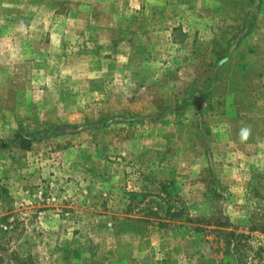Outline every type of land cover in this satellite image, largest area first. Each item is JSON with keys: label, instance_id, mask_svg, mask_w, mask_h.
I'll return each instance as SVG.
<instances>
[{"label": "rangeland", "instance_id": "obj_1", "mask_svg": "<svg viewBox=\"0 0 264 264\" xmlns=\"http://www.w3.org/2000/svg\"><path fill=\"white\" fill-rule=\"evenodd\" d=\"M243 240L264 264V0H0V264Z\"/></svg>", "mask_w": 264, "mask_h": 264}, {"label": "trees", "instance_id": "obj_2", "mask_svg": "<svg viewBox=\"0 0 264 264\" xmlns=\"http://www.w3.org/2000/svg\"><path fill=\"white\" fill-rule=\"evenodd\" d=\"M227 236L229 237V239L231 238V240H234L236 239L235 235L232 234V233H228ZM238 237H241L242 239L244 238V235H237ZM247 244H246V241H242V243L240 242L239 247H242V251L240 253V259L237 260V264H252V262H249L248 261V257H247ZM15 261V264H30L29 262V257H20V256H17L15 257L14 259Z\"/></svg>", "mask_w": 264, "mask_h": 264}, {"label": "clouds", "instance_id": "obj_3", "mask_svg": "<svg viewBox=\"0 0 264 264\" xmlns=\"http://www.w3.org/2000/svg\"><path fill=\"white\" fill-rule=\"evenodd\" d=\"M246 135V134H245Z\"/></svg>", "mask_w": 264, "mask_h": 264}]
</instances>
